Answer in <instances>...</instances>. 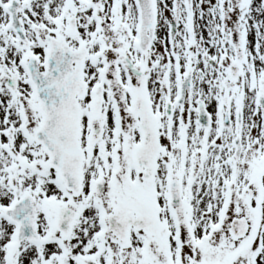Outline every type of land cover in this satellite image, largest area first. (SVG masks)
Instances as JSON below:
<instances>
[{
	"label": "snow or ice",
	"instance_id": "snow-or-ice-1",
	"mask_svg": "<svg viewBox=\"0 0 264 264\" xmlns=\"http://www.w3.org/2000/svg\"><path fill=\"white\" fill-rule=\"evenodd\" d=\"M0 264H264V0H0Z\"/></svg>",
	"mask_w": 264,
	"mask_h": 264
}]
</instances>
